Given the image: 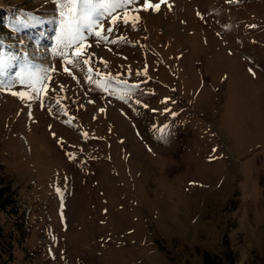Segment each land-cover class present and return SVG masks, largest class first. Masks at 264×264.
Here are the masks:
<instances>
[{
  "label": "rangeland",
  "instance_id": "obj_1",
  "mask_svg": "<svg viewBox=\"0 0 264 264\" xmlns=\"http://www.w3.org/2000/svg\"><path fill=\"white\" fill-rule=\"evenodd\" d=\"M143 2L68 64L53 0H0L9 264H264V0Z\"/></svg>",
  "mask_w": 264,
  "mask_h": 264
},
{
  "label": "snow or ice",
  "instance_id": "obj_2",
  "mask_svg": "<svg viewBox=\"0 0 264 264\" xmlns=\"http://www.w3.org/2000/svg\"><path fill=\"white\" fill-rule=\"evenodd\" d=\"M53 2L55 5L54 15L55 12H59L58 23L60 25V32L57 34L56 39L63 44V47L60 49L62 58L66 59L68 55L64 53V48L69 50V54L74 49L78 62L84 51V45L88 43V37L85 35L86 31L90 32V34L96 38V43H100L101 40L107 39L106 35L102 36L101 32L97 30V25H99L101 29L104 28L102 22L104 13H101L100 19H94L92 14L88 11V7L93 3V0H53ZM228 2L231 3V0H228ZM81 3L83 4V8L78 9V5ZM138 3L139 0H101V7L107 12L117 8H126L128 5ZM139 6L145 9H159L160 4H153L151 0H144ZM197 15L201 14L198 12ZM110 19L113 24H116V16H111ZM123 22L128 23V17H124ZM82 25H86L87 27L84 28ZM6 62L7 61H4V63ZM66 63L72 64L73 60L66 59ZM84 63H87V61L85 60ZM65 71L71 74L72 69L65 68ZM253 75H255L254 72ZM17 77L20 79V82L23 83V73H17ZM45 79L47 80L48 77H45ZM123 98L124 97H121V99Z\"/></svg>",
  "mask_w": 264,
  "mask_h": 264
},
{
  "label": "trees",
  "instance_id": "obj_3",
  "mask_svg": "<svg viewBox=\"0 0 264 264\" xmlns=\"http://www.w3.org/2000/svg\"><path fill=\"white\" fill-rule=\"evenodd\" d=\"M26 214V205L21 202L17 190L6 176L0 175V264H9L8 258L11 257L14 247L13 230H7L2 216L14 217L17 219L16 224L20 225L23 223L20 217Z\"/></svg>",
  "mask_w": 264,
  "mask_h": 264
}]
</instances>
